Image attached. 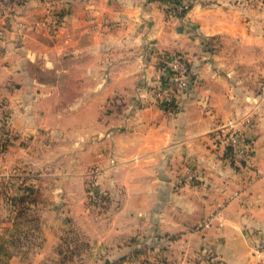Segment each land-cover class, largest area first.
<instances>
[{"label": "crops", "instance_id": "crops-1", "mask_svg": "<svg viewBox=\"0 0 264 264\" xmlns=\"http://www.w3.org/2000/svg\"><path fill=\"white\" fill-rule=\"evenodd\" d=\"M186 1L0 0L7 147L44 161V224L74 221V264H264V0ZM175 55L192 76L172 93Z\"/></svg>", "mask_w": 264, "mask_h": 264}, {"label": "rangeland", "instance_id": "rangeland-1", "mask_svg": "<svg viewBox=\"0 0 264 264\" xmlns=\"http://www.w3.org/2000/svg\"><path fill=\"white\" fill-rule=\"evenodd\" d=\"M1 107L0 105V236L14 241V245L10 247L14 251L11 258H19V261H23L20 264H74V257L77 259L82 249L79 247L81 243L77 245L74 242V221L70 222L66 220L68 217H64L65 219L59 221V226H56L55 221L50 218L46 221V225L44 224L46 218L43 217L44 212L49 211L50 214H53L51 208L47 210V206L43 202L44 188L42 187L41 192L39 181L40 179L43 180L42 177L44 176L40 175L42 172L40 168L39 170L35 169L42 166L44 161L39 158L40 156H34L31 160L24 148L16 149L15 146L16 151H14L7 147L10 139L8 114H6V109ZM71 143V136L63 142L64 145ZM22 145H26V142L21 141L20 146ZM64 152L61 156L59 154L48 155L46 163L51 161V164H54L53 161L56 157L66 159L64 164L71 159L73 160V151L66 152L64 150ZM228 152L226 157L230 161L238 166L250 167V162L239 163L232 157L231 152ZM23 180H30V183H26L25 186L33 187L35 185L34 190L28 193L29 197L26 198L24 204L23 202L14 203L12 198L25 192L20 186ZM37 184L39 187H36ZM55 205L52 209L55 208ZM34 218L37 220L36 225H38L36 230L31 227V219ZM42 224L45 226L44 229L50 225L51 228L54 227L55 232H58V237L47 253H42L41 250L47 240L46 232L41 228Z\"/></svg>", "mask_w": 264, "mask_h": 264}, {"label": "built area", "instance_id": "built-area-1", "mask_svg": "<svg viewBox=\"0 0 264 264\" xmlns=\"http://www.w3.org/2000/svg\"><path fill=\"white\" fill-rule=\"evenodd\" d=\"M169 73L167 74L164 82L168 84L169 90L173 92L181 91L187 88V85L190 83L189 79V70L187 67V61L181 55H175L167 63ZM163 83L157 84V94L162 92ZM225 130H217V133L222 134L221 142L226 144L230 149L232 157L237 160H246V147L248 142H246L245 137L238 133L239 131L234 128L233 123L229 122L224 125ZM88 200L94 203L101 202L99 194L94 189H89L87 192ZM205 225V224H204ZM258 249L264 250V241L258 245ZM153 264H167L161 261L155 262Z\"/></svg>", "mask_w": 264, "mask_h": 264}, {"label": "trees", "instance_id": "trees-1", "mask_svg": "<svg viewBox=\"0 0 264 264\" xmlns=\"http://www.w3.org/2000/svg\"><path fill=\"white\" fill-rule=\"evenodd\" d=\"M166 2L169 7H171V9L173 8V10L175 11L176 15L178 16H183L186 11L188 10V8L190 7L189 2H187L186 0H163ZM175 5V6H174ZM170 57V56H169ZM169 60L168 58L165 59V61ZM189 78H191L192 76V72L189 71L188 74ZM228 151H230V149L228 148ZM245 163V160H241L239 161V163ZM23 188V194L17 197L12 198V200L14 201V203H25L26 198H28V193L33 191V187L30 186H22ZM30 219V218H29ZM32 222V228L33 230L38 228V225H36L37 220L31 219ZM11 245H14V241H10L7 238H4L2 236H0V264H7L8 260L13 256V250L10 248Z\"/></svg>", "mask_w": 264, "mask_h": 264}]
</instances>
